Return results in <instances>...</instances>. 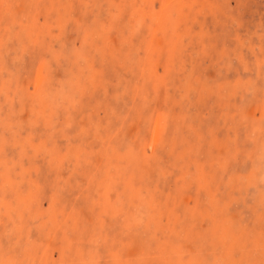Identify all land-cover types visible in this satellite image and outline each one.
I'll list each match as a JSON object with an SVG mask.
<instances>
[{"label": "rangeland", "instance_id": "obj_1", "mask_svg": "<svg viewBox=\"0 0 264 264\" xmlns=\"http://www.w3.org/2000/svg\"><path fill=\"white\" fill-rule=\"evenodd\" d=\"M0 264H264V0H0Z\"/></svg>", "mask_w": 264, "mask_h": 264}]
</instances>
